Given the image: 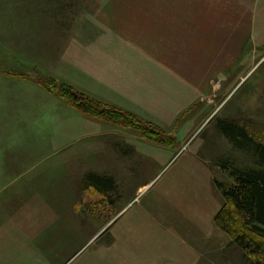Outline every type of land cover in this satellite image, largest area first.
Listing matches in <instances>:
<instances>
[{
  "label": "rangeland",
  "instance_id": "rangeland-1",
  "mask_svg": "<svg viewBox=\"0 0 264 264\" xmlns=\"http://www.w3.org/2000/svg\"><path fill=\"white\" fill-rule=\"evenodd\" d=\"M144 1L0 0V264H251L208 214L222 204L213 182L231 183L219 162L256 167L252 153L219 132L225 121L233 123L264 145V62L245 78L214 81L202 96L201 114L196 107L169 129L175 137L167 138L170 148L140 142L134 131L110 124L107 150L131 136L139 141L123 148L122 163L92 152V140L77 145L75 135L87 137L89 126L76 116L87 117L38 83L59 72L70 85H92L80 69L61 64L77 51L91 60L134 64L117 43L96 38L109 10ZM193 111L198 117L189 128L185 119ZM39 139H48V147L38 146ZM61 149L67 150L60 159H50ZM96 178L110 188L91 195L99 200L94 204L89 194L98 193L90 183Z\"/></svg>",
  "mask_w": 264,
  "mask_h": 264
},
{
  "label": "crops",
  "instance_id": "crops-1",
  "mask_svg": "<svg viewBox=\"0 0 264 264\" xmlns=\"http://www.w3.org/2000/svg\"><path fill=\"white\" fill-rule=\"evenodd\" d=\"M105 19L108 25H103L96 42L117 43L116 47H121L118 52L122 54L125 51L124 56L135 63L122 66L118 58L107 59L106 56L101 57V61L96 60L100 56L91 60L86 57V51L83 57L84 51H77L76 55L72 53L61 64L80 69L87 80L94 81L92 85L84 89L87 83L79 85L75 82L72 86L59 72L49 77L72 86L101 104L131 114L141 122L167 132L194 108L199 107L197 112L201 114L200 107L207 100H202V96L210 92L214 81L224 77L226 80L245 78L264 62V0H145L137 6L131 2L124 9L115 6ZM153 76H157V83L149 87ZM138 85L149 89L143 93L135 89ZM220 92L219 87L217 93ZM154 94L160 99L155 100ZM162 98L164 103L158 102ZM69 107L71 111L75 110ZM152 109H160L167 115L154 118L149 112ZM193 112L189 120L185 119L189 128L194 126L193 121L198 117L196 111ZM76 117L78 124L89 126L87 137L86 134L75 135L76 144L92 140L95 142L92 152L107 153L111 158L115 155L121 163L120 152L128 151L123 150L128 149L127 144L132 148L139 141L150 143L141 137L139 141L132 140L131 136L129 142L120 141L113 151L107 150L106 140L112 137L109 128L113 126L105 121ZM99 128L101 130H97ZM36 144L44 149L48 147V139L45 142L39 139ZM66 150L56 151L50 159H60L58 156H63ZM125 158L127 161L128 156ZM79 175L81 180L83 175ZM72 185L80 192L85 189L83 186L77 188L74 181ZM91 190L96 189L92 187ZM99 194H89V203H99V200L90 198ZM213 195L217 197L218 193L214 191ZM215 196L211 201L216 200ZM219 206L214 213L208 214L210 221Z\"/></svg>",
  "mask_w": 264,
  "mask_h": 264
},
{
  "label": "trees",
  "instance_id": "trees-1",
  "mask_svg": "<svg viewBox=\"0 0 264 264\" xmlns=\"http://www.w3.org/2000/svg\"><path fill=\"white\" fill-rule=\"evenodd\" d=\"M38 83L89 119L128 128L155 145L171 147L173 144L167 142V138H175L174 134L101 104L62 81L40 76ZM224 123L220 133L237 150L252 153L256 167L238 169L225 159L218 163L224 172L228 171L231 183L213 182L222 204L212 223L229 237L230 243L240 249L251 264H264V145L254 143L242 127ZM90 183L102 194H107L110 188V183L103 184L98 178Z\"/></svg>",
  "mask_w": 264,
  "mask_h": 264
}]
</instances>
